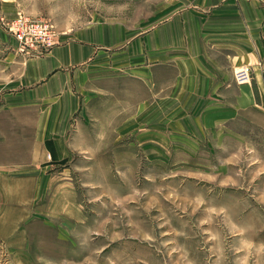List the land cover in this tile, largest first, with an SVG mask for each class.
<instances>
[{"label":"rangeland","instance_id":"obj_1","mask_svg":"<svg viewBox=\"0 0 264 264\" xmlns=\"http://www.w3.org/2000/svg\"><path fill=\"white\" fill-rule=\"evenodd\" d=\"M182 1L0 0V62L11 52L44 56L96 22L144 31L184 10ZM256 6L264 10L263 2ZM20 13L49 22L55 44L25 48L11 30ZM258 22L264 25V14ZM260 67L264 72V54ZM241 68L250 71V83H237ZM253 78L250 65L233 71L236 87ZM88 95L67 130L70 138L81 136L82 149L48 172L51 190L35 193L39 204L73 192L87 221L49 218L40 206L25 221L26 205L6 208L11 218L0 220V264H264V102L201 135L186 125V110L155 117L147 109L145 122L131 120L123 135L110 125L118 118H111L106 96Z\"/></svg>","mask_w":264,"mask_h":264},{"label":"crops","instance_id":"obj_2","mask_svg":"<svg viewBox=\"0 0 264 264\" xmlns=\"http://www.w3.org/2000/svg\"><path fill=\"white\" fill-rule=\"evenodd\" d=\"M183 1L184 10L144 31L124 26L125 22L120 27L96 22L44 56L15 52L4 56L0 62V220L8 221L11 209L26 205L30 217L25 221L33 219L35 206L41 207L43 215L66 223L87 221L73 192L39 204L35 193L51 190L45 181L48 172L66 166L82 149L81 136L70 138L67 130L73 116L88 104V94L106 96L111 118H118L110 125L121 128L123 135L124 129L128 135L131 120L145 122L147 109L155 117L164 110H186V125L201 135L227 127L242 110L264 102L260 67L264 25L258 22L264 10L256 6L264 0ZM173 5L171 1L167 7ZM245 64L252 67L254 83L236 87L233 71ZM131 110L138 114L132 117ZM34 174L41 175L38 182L15 178ZM67 188L71 190L65 184H52L53 190Z\"/></svg>","mask_w":264,"mask_h":264},{"label":"built area","instance_id":"obj_3","mask_svg":"<svg viewBox=\"0 0 264 264\" xmlns=\"http://www.w3.org/2000/svg\"><path fill=\"white\" fill-rule=\"evenodd\" d=\"M51 24L44 20H31L30 18L19 14L12 24L11 30L17 35V39L25 48L36 51L44 41L51 47L55 43ZM55 35V34H54ZM235 78L239 85L248 84L251 80L250 71L247 68H241L235 72Z\"/></svg>","mask_w":264,"mask_h":264}]
</instances>
